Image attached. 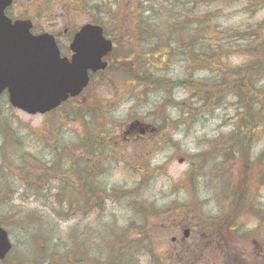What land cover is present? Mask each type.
<instances>
[{"label": "rangeland", "instance_id": "rangeland-1", "mask_svg": "<svg viewBox=\"0 0 264 264\" xmlns=\"http://www.w3.org/2000/svg\"><path fill=\"white\" fill-rule=\"evenodd\" d=\"M175 1L140 0L142 8L155 11L162 8L172 11L173 6H176ZM92 2L90 1L94 7H98L102 0H92ZM117 4L110 9L114 18L105 29L111 30V37L117 42L119 51L126 45V38L132 37L134 25L131 16L126 11L131 5L127 7L124 4ZM191 7L190 5V9ZM200 7L195 9L194 13L199 16L208 14V16L214 17V24L222 31H242L264 21V8L252 15L248 12L246 0L237 1L231 5L219 4L207 8ZM181 9L184 14L189 15V6L181 5ZM66 14L67 17L63 11H55V16H61L57 20L59 28L51 29L45 25L44 31H56L69 23L79 27L90 21L89 18L84 17L83 13L77 20L68 12ZM139 14L135 13L134 19H137ZM47 16H50V13H47ZM126 17L128 21L125 23L121 21ZM108 18L105 14L94 15V19H102L105 24H108ZM153 34L154 37H157L156 33ZM164 34L166 33L163 31L160 36L164 37ZM122 51L127 52L126 49ZM154 56L158 57V54ZM161 57L163 58V56ZM246 58L234 56L222 62L220 59H210L205 62L209 69L203 72L192 69L181 62L167 66L159 64L162 70L155 72V76L168 81H197L201 83V86H204L203 83L209 85L216 83L217 85L220 77L227 76V72H232L233 66L242 64L243 59L246 60ZM121 61L127 64L126 70L130 71L129 66L132 64V60L124 59L122 56ZM226 68L228 71L224 73ZM103 79L96 78L91 91L80 97L77 103H74L83 104L91 96L118 105L116 112L119 115L115 114L114 122L117 121V123L114 126H106L105 121L99 122L98 129L108 128L111 134L105 141V145L110 150L104 156L107 159L103 165L105 172L96 179V185L108 191L112 189L131 191L139 185L141 177L137 175V171L141 170V166L146 163L149 164V171L157 168L156 177L144 187L145 190L139 191L135 197H128L126 200L119 197H117L119 199L113 198L112 201L107 202L106 210L103 213L91 214L85 218L77 217L70 222H62L57 219L50 209L41 203H23V210L17 214L16 219L37 218L39 220L32 223L33 226L27 229L25 226L16 229L7 228L14 249L6 264H12L13 261L17 260L25 264L27 261H31L33 264H48L43 261L49 259L53 253L62 255L71 252V250L76 260L78 257L80 260L88 258L106 260L105 256H108L114 248L115 235L119 236L121 230L127 229L132 224L137 225V230L145 225V221H142V218L138 217L128 207L129 203L136 200V202L145 203L147 207L154 204L157 207L154 210L167 208L171 204H179L178 206L182 208L191 203L188 191H173V188L179 185V181L184 176L186 180L188 179L189 174L186 175L188 171L189 173L194 172L196 175L199 196L197 201L200 203V209L202 207L201 212L206 217L201 218L200 214H193L194 212L189 215L186 209L177 213L169 210L162 214L160 221L157 222L146 212L144 215L149 217L151 227L153 229L161 227V229L156 230L154 234H144L143 229L132 233V241L148 237V240L154 243L152 253L137 248L128 250L137 260L136 264H158V258L163 261L161 264H264V223L257 219H251L237 205L231 209L227 204L220 211L215 200V196L216 198L220 197L216 194L222 192L224 182L221 179L215 181L213 176L215 177L224 171L226 174L224 177H232L236 189L239 186L243 187L249 176V162L241 157L237 149H235L234 155L230 156V159L232 156L234 159L231 161L229 159L224 163L215 159V153L210 151L212 142L216 139L226 138L231 133L235 123L238 122L237 115L243 113V109H240L241 107L236 100L224 97L222 105L215 106L213 103H209L207 108H203L201 92H197L193 88H176L173 90L166 87L165 91L148 88V92L145 94L146 91L141 88L137 89L119 72L106 73L103 75ZM228 80H236L237 83L239 79L235 76L229 77ZM228 89L227 83L226 91ZM2 99L0 105L2 106V113L8 115L7 118L14 117L15 125L13 127L15 130L20 128V134L29 137L27 146L30 150H33L34 154L45 161H50L51 152L47 149L44 150L40 143L35 142L29 135L32 132L42 130L45 125L56 127L60 113L56 111L45 116H30L16 109L10 111L8 100L5 96ZM136 99H141L142 102L136 103ZM66 110L68 111V108ZM135 125L136 129L133 130L136 132L135 135L144 138L140 140V143H137L136 150L133 142L126 145L122 144L127 141L126 138L124 139V134L132 130L131 127ZM142 130H144L143 133H141ZM79 131L78 126L74 124H70L66 128L62 127L60 132L63 133L59 137L60 145L65 146L68 143H74L77 146L76 139ZM247 135L248 133L244 131L243 136L246 137ZM53 145L51 143V146ZM262 148L264 149V139L255 143L248 158L258 160ZM70 154L77 161L91 160L84 151L73 152V154L70 151ZM202 157H206L208 161L203 162ZM245 162H247V166ZM212 165L214 167L210 168ZM256 166L261 170L260 166ZM15 188L16 186L10 184L7 189L13 191ZM20 196H24L23 200L28 197L29 200H33L27 192L25 195L24 193L15 194L17 198ZM258 204L263 210L261 215L264 219V189L259 195ZM227 211L233 214L231 219L223 217ZM174 221L178 225L186 223L190 227H195L194 231L198 233V239L196 238L185 245L182 242V233H178L177 227L172 224ZM249 221L251 222L249 229L252 231L247 233L241 230L236 241L226 240L220 231L221 226L223 227L222 231H225L229 224L236 225ZM24 224L29 223L25 222ZM174 236L178 237V242L174 241ZM40 246L43 249L38 248ZM123 249L124 252L127 251V249ZM43 250H47V252L45 253ZM116 250L118 251L119 247ZM128 251L121 261L116 259L111 263L106 262L108 264H125L131 255ZM75 263L77 262L75 261Z\"/></svg>", "mask_w": 264, "mask_h": 264}, {"label": "trees", "instance_id": "trees-1", "mask_svg": "<svg viewBox=\"0 0 264 264\" xmlns=\"http://www.w3.org/2000/svg\"><path fill=\"white\" fill-rule=\"evenodd\" d=\"M237 1L240 0H176V6H173L172 11L167 8L155 11L142 8L140 0H113L114 5L117 3V5L124 4L127 7L131 5L126 11L131 16L134 29L132 30V37L126 38L127 43L122 48V50H127V52H122L123 58L132 60V64L129 66L130 71L126 70L127 64L120 62L118 55L120 53L115 52L109 70L119 72L137 89L141 88L146 91L145 94L148 92V88L165 91L169 85L172 89L179 87L196 89L197 92H201L203 108H207L209 103H213L215 106L222 105L224 97L236 100L241 107L240 109H243V113L237 115L238 122L235 123L231 133L226 138L216 139L212 142L210 151L215 153V159L224 163L230 159L231 155H234L235 149H237L241 157L249 162V179L244 187L239 186L237 189L232 182V177H224L226 175L224 171L215 176L214 179L216 181L219 180V176L224 177V188L220 194L222 199L235 200L239 198L243 206V213L254 216L256 212L250 208L251 204L248 203V200H256L261 188L264 187V149L258 156V160H250L248 157L255 143L264 139V21L242 31H222L214 24V17L208 16V14L199 16L194 13V10L200 6L207 8L219 4L231 5ZM181 5L189 6L188 16L184 14ZM190 5L192 6L191 9ZM246 6L248 12L253 15L264 8V0H246ZM135 13H140L137 19H134ZM106 14L109 17L107 25H110V21L114 18L113 14L110 12H106ZM181 18L183 19L181 20ZM116 19L118 18L116 17ZM121 21L125 23L128 18L126 17ZM95 22L101 23L103 21L95 20ZM106 31L110 32L111 30L109 31L108 28ZM163 31L166 33L164 37L160 36ZM153 33H156L157 37H154ZM156 54L158 57L154 56ZM234 56L247 58L246 60L243 59L242 64L233 66L232 72H227L228 68H226L224 73L227 72V76L220 77L217 85L216 83L210 85L203 83L204 86H201L200 82H191L192 80L170 82L155 76V70L160 69V63L181 62L192 69L203 72L209 69L206 61L220 59L222 62ZM235 76L239 79L237 83L236 80H228L229 77ZM227 83L229 89L226 91ZM90 101L83 104L71 102L64 104L58 109L60 116L56 127L45 125L42 130L32 132L29 135L35 142L40 143L44 150L47 149L51 152L48 162L30 150L27 146L29 137L20 134V128L15 130L13 127L15 125L14 117L7 118L8 115L2 113V106H0V225L3 228L7 230V228L16 229L25 226L27 229L33 226L32 223L39 220L37 218L16 219L17 214L23 210V203H41L62 222H70L77 217L85 218L91 214H101L106 210L107 202L117 197L122 199L135 197L139 191L145 190L144 187L156 177V171H149V165L146 163L141 170L137 171V175L141 177L139 185L131 191L115 189L108 191L96 185V179L105 172L103 165L107 160L106 157L98 155L96 152L89 155L87 152L90 159L93 160L77 161L70 154V151L72 154L77 151H87V148H91L88 145V139L91 135L111 132L108 128L99 130V122L105 121V125L111 127L117 121L114 122L115 115L111 114L112 108H109L112 105L107 108L103 104H99L100 101L96 100L95 97ZM135 101L136 103L142 102L141 99ZM8 108L13 111L11 107ZM70 124L77 125L80 129L77 137L79 139L76 141L77 146L74 143L61 146L59 137L63 132L60 130ZM244 131L248 133L246 137L243 136ZM51 143L54 145L51 146ZM231 159L234 157L232 156ZM201 160L205 162L207 158L202 157ZM247 162H245L246 166ZM256 165L260 166L261 170ZM10 184L16 186L15 190L7 189ZM184 189L190 192L192 200H197L198 189L194 172L189 173L188 179L175 186L173 191L177 192ZM26 192L33 200H29V197L23 200L24 196L15 197V194L24 193L25 195ZM151 205L147 207L145 203L134 200L133 203H129L128 207L136 214L147 212L151 217L157 216L158 213H166L169 210L177 213L189 208L182 207L183 209H179L176 205L171 204L167 208L154 210L157 207L154 204ZM186 210L187 212L190 211V209ZM142 219H144L145 225L139 229H143L144 234H154L156 230L161 229V227L153 229L148 217L144 216ZM160 219V217H154L157 222ZM25 222L29 224L25 225ZM136 227L137 225L132 224L127 229L121 230L119 236L115 235L114 248L108 256H105L106 260H91V258L80 260L78 257L76 264H108L116 261V259L121 261L131 248H143L153 252L154 243L148 240V237L132 241V233L139 231ZM231 227V225L226 226L225 231L221 232L226 240L236 241L240 236L238 229H231ZM117 247H119L118 251L116 250ZM123 248L127 251L124 252ZM73 254L72 250L62 255L53 253L49 259L43 262L48 264H75L73 259L75 260L76 257H73ZM55 255L57 256L55 257ZM126 262L137 263L132 253L129 261ZM12 264L25 263L17 260L13 261ZM27 264H33V262L27 261Z\"/></svg>", "mask_w": 264, "mask_h": 264}, {"label": "water", "instance_id": "water-1", "mask_svg": "<svg viewBox=\"0 0 264 264\" xmlns=\"http://www.w3.org/2000/svg\"><path fill=\"white\" fill-rule=\"evenodd\" d=\"M10 4L11 0H0V96L7 91L13 108L45 115L81 95L89 85V72L107 68L103 59L111 53L112 43L101 27L85 26L71 46L75 55L68 62L61 59L52 36H32L29 23L12 25L3 13ZM11 250L9 235L0 227V261Z\"/></svg>", "mask_w": 264, "mask_h": 264}, {"label": "flooded vegetation", "instance_id": "flooded-vegetation-1", "mask_svg": "<svg viewBox=\"0 0 264 264\" xmlns=\"http://www.w3.org/2000/svg\"><path fill=\"white\" fill-rule=\"evenodd\" d=\"M90 1L92 2V0H13L11 6L6 9L5 15L12 21V23L19 21L30 22L31 34L33 36L37 37L44 34L53 36L56 44L59 46L61 57L68 59V61H71L74 55L73 51H71V45L74 43L77 34L83 27L87 25H95V7L90 3ZM59 10L65 13V17H67L66 13L68 12L75 20H77L78 17H81V14L83 13L84 17L86 19L89 18L90 21H87V23L79 27L69 23L56 31H44L45 25H48L51 29L59 28V23L57 22V20L61 16L54 15L55 11ZM47 13H50V16H47ZM103 75L104 73H97L94 76H96V78L98 79L104 80ZM99 104H103L107 108L110 105V103L106 101H100ZM109 108H112L111 114L114 115L117 111V108H115V106L113 105L109 106ZM135 127L136 125L134 127H131L132 130L124 134V139L126 138L125 140L127 141H124L122 144L126 145L128 143L130 144V142H133L136 150L137 143H140V140L144 138L135 135L136 132L133 131L136 129ZM143 132L144 130L141 131V133ZM110 134L111 133L91 135L88 139V145L91 146V148H87L88 154L90 155V153L94 154V152H96L98 155H102L104 157L106 152H110L108 147L105 145V141L108 140ZM91 160L93 159L91 158ZM172 224L177 227L178 233H183L184 228L189 226V224L186 223H181L180 225H178L175 221ZM188 237V240L187 238H184V240L182 239V242L185 245H188L189 242L194 241V239L196 238L198 239L197 232L193 230ZM174 238H176L174 239V241L178 242V237L175 236Z\"/></svg>", "mask_w": 264, "mask_h": 264}, {"label": "clouds", "instance_id": "clouds-1", "mask_svg": "<svg viewBox=\"0 0 264 264\" xmlns=\"http://www.w3.org/2000/svg\"><path fill=\"white\" fill-rule=\"evenodd\" d=\"M117 115H119V113H117Z\"/></svg>", "mask_w": 264, "mask_h": 264}]
</instances>
